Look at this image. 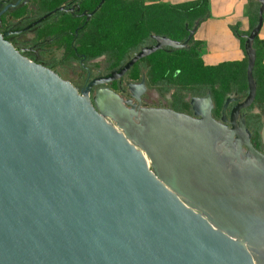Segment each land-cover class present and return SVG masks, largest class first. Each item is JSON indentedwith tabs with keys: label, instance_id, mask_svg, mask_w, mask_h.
Returning <instances> with one entry per match:
<instances>
[{
	"label": "water",
	"instance_id": "obj_1",
	"mask_svg": "<svg viewBox=\"0 0 264 264\" xmlns=\"http://www.w3.org/2000/svg\"><path fill=\"white\" fill-rule=\"evenodd\" d=\"M258 3L245 98L227 114L225 99L218 120L208 93L190 99L191 116L142 107L137 91L133 104L105 87L89 99L156 51L186 48L197 20L81 91L0 34V264H264V154L244 123Z\"/></svg>",
	"mask_w": 264,
	"mask_h": 264
},
{
	"label": "rangeland",
	"instance_id": "obj_2",
	"mask_svg": "<svg viewBox=\"0 0 264 264\" xmlns=\"http://www.w3.org/2000/svg\"><path fill=\"white\" fill-rule=\"evenodd\" d=\"M71 1L74 0H29V2L20 9L3 15L0 30L3 28L4 24L15 21V19L19 17L25 18L24 21L27 22L28 20L43 15L60 4L66 5L71 3ZM98 1L99 0H81L80 9L90 11ZM149 5L150 4H144L136 0L128 2L122 0H104L100 7L89 18L86 26L78 30L75 39L72 38V33L81 21L72 19L65 13H56L46 22L40 24L41 30L37 33L38 38H36L35 41L38 39L48 40V43L41 44V56L43 60L49 64L50 69L63 79L73 77L75 72L79 70L77 65L79 57L76 55H83V64L85 66L92 65L94 68L101 67L104 71L114 69L120 67L131 53L138 51L142 47L152 45L154 43V37H163L175 42L182 41L186 35L184 28L190 29L193 24L189 19H183L173 14L168 6L151 5L150 8L144 9L145 6ZM138 19L141 22L136 26L135 24L139 21ZM26 35L31 36L32 33H26ZM54 37H57V40L55 39L52 41ZM32 40L33 38H30L28 42L31 43ZM72 41L75 52L69 48V44ZM12 43L18 44L17 39H13ZM160 51L161 50L156 51L137 61L125 73L121 78L124 91L119 92L116 87L112 85L110 88L116 92L122 100H130L127 95V90L130 92V87L127 89L123 84L135 85L141 80L140 76L142 75L147 85V87H144V93L139 97L142 107L154 108L158 106L157 100L151 99L150 96V92L155 91L158 100L163 101L164 96L169 94L172 103L171 106L173 107V102L177 101L175 108L178 112L191 116L188 100L190 98L199 97H190L186 92L189 91L191 87H194V89H203L205 85L203 86V84L198 83L186 84L185 82L189 80V77L186 76V74H188L186 69L185 71L183 69L184 76L180 82L183 83L182 85L165 84L160 81L152 82L151 79L155 75V72L164 70L163 77H168L170 75L173 64L172 59L178 60L177 66L181 69L188 63L193 62L192 59L184 54L174 58L173 55L166 56ZM72 52H74V54ZM260 55L261 50L258 48V56L260 57ZM91 61L96 62L90 64ZM244 70L245 62L235 68V73H233L230 82H227L229 80L223 79L224 82H227V85H231L230 83L235 82L239 87L245 88L243 93H234L231 91L224 95L222 98L223 102L226 96L233 95V101L226 106V114L234 103L241 102L245 98L246 85ZM178 75L182 76L178 71H173L171 79H174ZM214 87L218 89L216 85H214ZM215 100L217 104L213 102V100L211 101L213 105L211 116L217 120L223 102L219 105L217 98ZM133 103L134 101H132V104ZM244 123L252 146L257 151L264 149L262 146L264 145L262 139V130L264 127V84L261 85V87H256L255 98L251 107L244 115ZM249 128H253V132L250 131ZM261 143L263 144L261 145ZM244 155L243 153L241 157L243 158Z\"/></svg>",
	"mask_w": 264,
	"mask_h": 264
},
{
	"label": "trees",
	"instance_id": "obj_3",
	"mask_svg": "<svg viewBox=\"0 0 264 264\" xmlns=\"http://www.w3.org/2000/svg\"><path fill=\"white\" fill-rule=\"evenodd\" d=\"M262 1L264 2V0ZM258 2L259 0H248V19L250 23V29L252 28V26L254 25L256 21L257 9L259 7ZM151 5L168 6L169 9L172 10L173 14H176L180 18H183V19H189L192 22L197 20L199 23L205 20L206 17L208 16L206 0H197V1L180 4V5H173V6L164 5V4H150L149 6H145L144 9L150 8ZM140 22L141 21L139 20L138 22H136L135 25L137 26ZM230 29L233 32V34L236 37H238L240 44L243 47V38L237 34L234 28L231 27ZM69 48L72 49L71 47ZM252 48L255 53V62H254L253 70H252V76L256 83V87H261V85L264 84V65L262 64V58L264 57V45L260 40L255 38L252 42ZM258 48L261 50L260 57L258 56ZM160 52L166 56L173 55L174 58L180 57V55L184 54L188 58L192 59L193 62L188 63L186 66H184L181 69L179 66H177L178 60L172 59L173 64H172L170 75L168 77H163L164 70L160 72H155V75L151 79L152 82L160 81L165 84L167 83V84H174V85H178V84L182 85L183 83H180V82L182 81V78L184 76L183 69L184 71L186 69V71L188 72L186 76L189 77V80L185 82L186 84L187 83L189 84L198 83V84H203V86L205 85L203 89L201 88L202 91L201 89H194V87H191L190 90L187 91L186 93L189 94L190 97H202L206 93H208L210 96V99H212L213 102H215L216 104L217 102L215 99L217 98V100L219 101V105L223 102L222 98L224 97L226 93H229L231 91L234 93H243L245 91V88L239 87L237 83L235 82L230 83L231 85H227V82H230L232 80V75L233 73H235V68L240 65L237 63H222L216 66L203 65L201 60L199 59L198 44L194 42L192 38L189 40L187 44V48H183V49L166 48V49H162ZM72 53L74 54V52ZM173 71H178L180 74H182V76L178 75L174 79H171V74ZM223 79H226L229 81L224 82ZM214 85H216L218 89H215ZM176 103L177 101L173 102L172 108L174 111L178 112V110L175 108ZM249 129L250 131L253 132V128H249Z\"/></svg>",
	"mask_w": 264,
	"mask_h": 264
},
{
	"label": "flooded vegetation",
	"instance_id": "obj_4",
	"mask_svg": "<svg viewBox=\"0 0 264 264\" xmlns=\"http://www.w3.org/2000/svg\"><path fill=\"white\" fill-rule=\"evenodd\" d=\"M78 1L79 0H74V1H71V3H68L66 5H63V4L61 5L60 4L57 7L52 8L51 10L47 11L43 15H45L47 13H50V14L46 18H44L43 20H40V21H38V19L40 17H42L43 15H41V16H39L37 18L28 20L27 22L24 21L25 18L19 17V18L15 19V21H11V22H8L7 24H4L3 28L0 30V34H4V39L6 41H8L12 45V47L14 49L22 51L21 55L23 57H25L26 59H28L30 61H33V62H35L37 64H40V65L50 69L49 64L47 62H45L43 60V57L41 56V51H42L41 44L48 43V40H46V39H38L37 41H35V39L38 38L37 37V33L39 32V30H41L40 29L41 28L40 24L46 22L48 19H50V17L52 15H54L56 13H65L70 18L81 21L75 27V29L73 30L72 38L75 39L77 37L78 30H81L83 27L86 26L89 18L94 13L92 15H90L89 17H87L86 15L88 13H90L94 9V7L96 6L95 5L90 11H87L86 9H80L81 0L79 2ZM28 2H29V0H0V12L3 11L2 14H0V25L2 24V17H3L4 14H6L8 12H11V11H15L17 9H20L23 5H25ZM60 6H63V10L62 11H55V9L60 7ZM26 33H32V35L28 36V35H26ZM30 38H33L31 43L28 42ZM44 38H46V37H44ZM13 39H17L18 44H13L12 43ZM55 39L57 40V37L52 38V41H54ZM69 47H71L72 50L75 52V47L73 46V41L69 44ZM76 56L79 57L78 58V62H77L79 70L77 72H75L73 77H71L69 79H64V80H66L69 83H71V85L73 87H75L78 91H81L88 82H90V81H92L94 79L103 78V77L107 76L112 70H115V69L118 68L117 67V68H114V69H110V70L104 71L101 67L94 68V67H92V65L85 66L83 64V60H84V58L82 57L83 55H76ZM95 62L96 61H91L90 64H93ZM140 77H141V80L140 79L139 80L141 82H143V87H147V85L145 83V79L142 77V75ZM121 78L116 79V80H114V81H112V82H110V83H108L106 85L93 86V88H91V90L89 92L90 101H92V97H93V94H94V91H95L96 87H105V88L109 89L110 91L114 92L110 88V86L112 85V86L116 87L117 91H119V92L124 91V89L122 88ZM139 82L137 84H135V86H137V85H139L141 83V82L140 83ZM123 86L126 87L127 89H128V87H135L133 85L129 86V84H123ZM114 93H116V92H114ZM139 93H140V96H141L144 93V88ZM127 95L130 98V100H122V101L125 102L126 104H132V101H134V100L130 97L128 90H127ZM150 96H151V99L157 100L156 102H157L158 106H156L154 108L170 109V110L174 111L172 106H171L172 103H171L169 94L164 96V100L163 101L158 100V97H157L155 91H151L150 92ZM232 96L233 95H228V96H226L224 98V100L228 99L229 100L228 102L231 103L233 101ZM190 99L188 100V102H190ZM212 108H213V105H212ZM212 108H211V110H212ZM219 117H220V114H219ZM259 138H260V136H259ZM262 146L264 147V145H262ZM257 152H259L261 154H264V149H262L260 151H257ZM243 153L245 154V152H243ZM241 155H240V159L242 160Z\"/></svg>",
	"mask_w": 264,
	"mask_h": 264
},
{
	"label": "crops",
	"instance_id": "obj_5",
	"mask_svg": "<svg viewBox=\"0 0 264 264\" xmlns=\"http://www.w3.org/2000/svg\"><path fill=\"white\" fill-rule=\"evenodd\" d=\"M135 1V0H122ZM144 4L180 5L197 0H136ZM208 16L198 23L192 40L198 44L199 59L205 66L222 63L245 62L243 47L238 37L231 31L234 28L242 38L250 30L248 0H206ZM264 45V9L262 23L256 36ZM264 65V57L262 58Z\"/></svg>",
	"mask_w": 264,
	"mask_h": 264
},
{
	"label": "bare ground",
	"instance_id": "obj_6",
	"mask_svg": "<svg viewBox=\"0 0 264 264\" xmlns=\"http://www.w3.org/2000/svg\"><path fill=\"white\" fill-rule=\"evenodd\" d=\"M130 92L133 93L134 91H137L138 94H140L139 92L142 91V87L139 86L138 88L137 87H130ZM192 104L195 105L196 104V101H192ZM262 139H263V142H264V127H263V130H262ZM240 162L241 163H246V164H249V163H252V159L251 157L245 153L244 157L242 158V160L239 158Z\"/></svg>",
	"mask_w": 264,
	"mask_h": 264
}]
</instances>
